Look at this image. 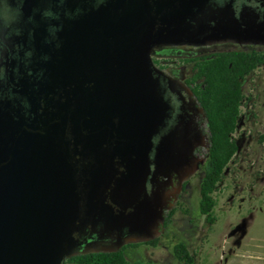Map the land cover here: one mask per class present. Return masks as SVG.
I'll use <instances>...</instances> for the list:
<instances>
[{"label":"flooded vegetation","instance_id":"flooded-vegetation-1","mask_svg":"<svg viewBox=\"0 0 264 264\" xmlns=\"http://www.w3.org/2000/svg\"><path fill=\"white\" fill-rule=\"evenodd\" d=\"M7 2L20 11L5 16L0 0V264H74L77 255L120 250L159 264L141 248L165 250L166 264H264V239L249 221L264 199V136L252 127L264 84V0ZM142 44L167 106L145 177L116 104L126 61ZM242 58L237 149L206 213L209 125L198 95L211 64ZM132 163L130 219L118 187ZM220 196L244 215L213 239Z\"/></svg>","mask_w":264,"mask_h":264},{"label":"trees","instance_id":"trees-1","mask_svg":"<svg viewBox=\"0 0 264 264\" xmlns=\"http://www.w3.org/2000/svg\"><path fill=\"white\" fill-rule=\"evenodd\" d=\"M231 62V66H229ZM246 60H228L211 64L206 71V85L199 98L205 109L209 125V148L206 175L201 188L200 208L210 213L213 207L210 193L223 174L224 168L236 152L232 135L236 130L237 119L242 104L243 93L239 78L244 75ZM258 62L252 61L251 68ZM244 68V69H243ZM187 255L186 251H178ZM190 260L184 264H191ZM74 264H151L149 261L128 259L123 250L110 253L77 255Z\"/></svg>","mask_w":264,"mask_h":264},{"label":"water","instance_id":"water-1","mask_svg":"<svg viewBox=\"0 0 264 264\" xmlns=\"http://www.w3.org/2000/svg\"><path fill=\"white\" fill-rule=\"evenodd\" d=\"M136 59L126 61L122 72V81L118 88V99L116 104L119 106L121 126L124 129L125 145L128 148L137 147L140 150L142 162V176L148 173L147 153L150 147L152 135L162 125L167 106L161 96L158 83L151 75L150 62L148 57V46L141 45L140 53ZM124 182L120 183L118 190L120 197L124 199L126 208H131V212L126 217L130 219L135 216L136 207L133 206L135 198L134 181L139 174L138 166L132 163L127 170ZM65 226L60 229V245L63 246L67 239L68 215L65 217ZM64 252L61 250L60 259Z\"/></svg>","mask_w":264,"mask_h":264},{"label":"rangeland","instance_id":"rangeland-1","mask_svg":"<svg viewBox=\"0 0 264 264\" xmlns=\"http://www.w3.org/2000/svg\"><path fill=\"white\" fill-rule=\"evenodd\" d=\"M256 91L258 94L257 103L260 106V108L258 109L259 116L256 118V120H254L252 127L254 132H257L258 134L262 133L264 136V84L257 87ZM217 195L219 196V194ZM223 202L224 199L222 198V196H220L217 199V204L214 211L215 216H217L218 218V222L213 227V230L215 231L213 234V239L218 238L220 233L226 232L228 230V224H231L233 226L236 222H238L239 218L244 215L243 213L244 211H242L239 214L237 208H232L231 210H229L228 207H225ZM193 209L194 212L197 213V202L194 203ZM260 209H262L263 211H260ZM253 213L255 214V216L252 215L249 218V221L251 223L250 233L253 237L264 239V199L263 198H260L254 202ZM140 252L142 255H149L152 258L157 259L158 261H160L159 264H166L164 258L167 252L163 249L145 250V248H141Z\"/></svg>","mask_w":264,"mask_h":264},{"label":"clouds","instance_id":"clouds-1","mask_svg":"<svg viewBox=\"0 0 264 264\" xmlns=\"http://www.w3.org/2000/svg\"><path fill=\"white\" fill-rule=\"evenodd\" d=\"M4 8H5V12H4L5 16H7L8 13H12L14 16H17L20 11L18 7L14 8V6L8 3L7 0H5Z\"/></svg>","mask_w":264,"mask_h":264}]
</instances>
